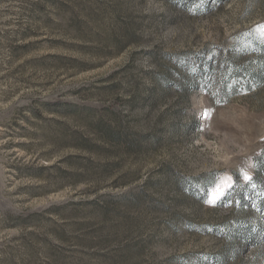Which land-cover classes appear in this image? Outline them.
Segmentation results:
<instances>
[{"label": "rangeland", "instance_id": "obj_1", "mask_svg": "<svg viewBox=\"0 0 264 264\" xmlns=\"http://www.w3.org/2000/svg\"><path fill=\"white\" fill-rule=\"evenodd\" d=\"M259 25L264 0H0V264H264Z\"/></svg>", "mask_w": 264, "mask_h": 264}, {"label": "snow or ice", "instance_id": "obj_2", "mask_svg": "<svg viewBox=\"0 0 264 264\" xmlns=\"http://www.w3.org/2000/svg\"><path fill=\"white\" fill-rule=\"evenodd\" d=\"M257 32L260 33V42L264 44V25H259L257 28ZM252 167H255V164H253ZM242 179L245 184H249L253 189L257 187L256 183L253 182L254 178L251 174L242 173ZM224 183H226L229 188L232 186L230 180L225 181ZM258 195L264 198V191L259 192ZM209 203L214 205L215 201H209Z\"/></svg>", "mask_w": 264, "mask_h": 264}]
</instances>
